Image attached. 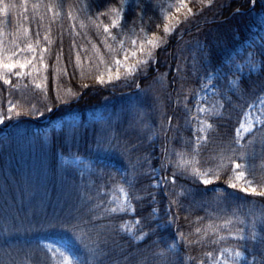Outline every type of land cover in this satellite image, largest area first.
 Wrapping results in <instances>:
<instances>
[{
	"label": "trees",
	"instance_id": "16d2710c",
	"mask_svg": "<svg viewBox=\"0 0 264 264\" xmlns=\"http://www.w3.org/2000/svg\"><path fill=\"white\" fill-rule=\"evenodd\" d=\"M6 2L19 6L7 15L0 14V39L7 44L21 25L29 34L35 32L39 9L34 12L32 6L43 0ZM63 3L61 17L50 25L48 68L42 86L29 82L4 84L0 79V109L5 115L0 124V264H61L43 242L45 238L67 240L80 264H201L208 253L217 254L221 249L237 250L251 258L255 255L259 264L264 242V197L236 193L219 183L220 189L205 187L182 178L180 168L173 166L187 158L204 162L197 164L202 170L212 166L207 162L219 152L212 129L196 152L189 154L184 147L193 138L188 102L204 77L225 66L241 44L262 30L264 0H256L254 6L251 0H213L202 7L170 36L163 51L156 49V70L147 80L136 81L139 90L124 78L112 84L99 83L96 77L116 54V40L114 43L111 37L106 38L102 27L97 28L81 14L92 0ZM139 4L146 8L144 23L129 24L123 31L111 28L113 36L134 35L140 28L160 32L164 25L160 6L150 0ZM69 8L75 20L67 17ZM101 22L110 24V19L102 17L97 23ZM47 26V21L42 22L41 40ZM165 74L167 79L162 78ZM243 77L246 84L240 99L229 91L219 113L224 119H211L213 127L227 125L220 131L229 140L236 136L248 106L264 94V53L260 68ZM86 84L89 88L83 87ZM239 87L240 82L236 89ZM57 96L58 107L52 103ZM10 103L16 106L13 112L33 109V113L9 120ZM101 105L109 106L111 115L87 121V113ZM35 110L50 118L81 114L83 119L61 128L44 126ZM150 120L165 122L169 130V136L164 132L161 138L164 155L160 161L156 157L161 153L150 138ZM94 129L108 130L122 146L97 148L92 143ZM231 147L246 153L247 159L238 162L246 165L242 169L245 172L254 169L248 177L258 186L264 179V123ZM61 156L91 157L96 165L82 174L63 164ZM161 162L167 169L163 175L175 173L177 180L158 189L153 185V173ZM225 179L221 174V181ZM123 181H128L134 214L106 211L111 209L109 190ZM226 193L231 195L226 198ZM169 204L179 212V230L184 237L181 242L175 239V225L163 229L153 218L155 207L165 212ZM53 214L65 220L67 228L49 226ZM134 218L140 219L139 233H146L141 239L122 228ZM225 221H229L227 227ZM253 224L255 228L249 227ZM213 228L217 229L215 235ZM241 228L246 237L243 241L235 238ZM81 238H86L87 248ZM210 239L220 242L210 243Z\"/></svg>",
	"mask_w": 264,
	"mask_h": 264
},
{
	"label": "snow or ice",
	"instance_id": "6c2138e0",
	"mask_svg": "<svg viewBox=\"0 0 264 264\" xmlns=\"http://www.w3.org/2000/svg\"><path fill=\"white\" fill-rule=\"evenodd\" d=\"M256 0H251L253 6L255 5ZM186 8L184 0H179L178 5L175 7V13L179 14L181 8ZM19 6L6 2V0H0V14L7 15L10 12L18 10ZM33 11L36 12L39 9L37 14V27L33 34H29L28 30L21 25V27L14 34L15 38L9 43H5L3 39H0V79L4 81V84H11V77L15 76L17 78L21 76H31L33 73H41L42 68L47 69L48 65L45 64V53L48 51L47 45L51 42L49 40V31L50 25L53 22H57L58 18L61 17V12L64 10L65 5L63 0H43V2L34 4L32 6ZM26 10V9H25ZM187 12H191L190 8H186ZM131 12V14H130ZM84 15L86 20L92 21L97 28L103 29V32L107 37H111L114 41L117 39L116 36L112 35L111 28H119L121 31L125 29L129 24H136L137 21L144 23V18L146 15V8H142L139 3L136 4L134 9H130L129 0H92L85 9L81 12ZM67 17L71 20H75L76 17L73 16L72 11H67ZM107 17L110 19L109 23H97L100 21V18ZM95 18V19H93ZM24 20H27L26 15L23 16ZM47 21L48 26L45 27L43 40L40 39V27L42 22ZM164 31L170 33L173 31L174 27L181 25V18L179 15H173L172 12H168L165 15ZM185 23L187 21H184ZM75 28V25H73ZM158 27V26H156ZM179 31V28H176ZM140 33H145L144 28L139 29ZM33 36L35 39H33ZM169 41H165L163 37H157L155 31H151L150 34H145L144 38L137 40L135 34L130 42L126 45L125 40L121 38L119 40L120 48L117 50V54L106 64V71L108 76V83L112 84L114 79H121L120 69L123 67L126 70L124 79L128 81L129 84L134 85L138 90L140 85L136 83L138 79L147 80L149 75L154 73L156 68V62L152 60L153 49H159L161 51L167 46ZM43 44V46H41ZM111 51V46H109ZM122 54V55H121ZM139 57V58H138ZM57 61L60 59L59 53L56 56ZM77 62L80 61V54L76 53ZM239 68L240 66L237 65ZM115 68V73L112 69ZM25 69H28V72H25ZM226 75V74H225ZM96 79L101 85L105 84L103 75L97 76ZM230 84L235 86L237 84L236 80L230 81ZM246 84L245 78L242 76L240 78V85L238 89L229 88L228 91H232V94L240 99L242 93L244 92V85ZM84 88H89V85H84ZM150 87V86H146ZM221 96H225V91L219 93ZM195 95V93H193ZM59 97H55L52 101L53 105L60 106L57 102ZM67 103V102H64ZM227 104H232V99H227ZM16 106L11 104L8 108L7 118L9 120L19 118L21 116H30L33 113V109H28L24 112L19 110L13 112V109ZM249 108L254 107V105H249ZM47 108V106H46ZM47 110L51 111L50 108ZM37 114H40L38 110H35ZM206 115L209 119H215L216 121H222L224 119L222 114H217L212 112L210 109L200 107L197 108V115L191 119L196 120V123L200 125L199 128L194 129L196 135L191 138L185 145L186 151L191 154L197 151L200 142L205 140L206 137L200 135L203 133L206 128H211L212 132L218 138L219 152L217 156L208 161L207 163L212 166L204 168L198 167L197 164H203L204 162L197 161L195 158L189 160H182L179 165L173 167L180 168V176L187 177L192 181H198L203 186L207 187L209 185L215 186L216 184H221L223 187L231 190H235L236 193L250 194L254 196L264 197V179H262L258 186L252 180L247 179L248 175L253 174L254 169L249 168L248 172H245L241 169L245 168V164L238 161L242 159H247V155L242 150L233 149L232 144H238V137L240 130L244 128L245 131H248L252 127V122L249 119L248 128H245L243 122H240V126L236 128V136L232 139H227V134L220 131L227 127L225 123H218L215 127L207 124L206 121L200 120L201 115ZM245 118H249V113H244ZM171 119V117H168ZM5 121V115L2 109H0V124H3ZM115 141V143H113ZM92 143L97 148L109 146V147H119L122 146L119 141L116 140V137L112 136L108 130L94 129L92 131ZM164 154H160L156 157L158 161L162 159ZM167 169L165 165L160 163V171L165 172ZM221 174L227 177V179L221 181ZM177 176L173 173L171 176L157 177L156 182L160 183L163 187L167 188L168 184L175 183ZM259 187V191H258ZM231 193H226L227 196ZM154 199V198H153ZM103 207V204H101ZM182 207V206H177ZM187 210V209H182ZM106 211L110 212H123L125 211L124 207H113L107 209ZM166 214L168 215V224L175 225V239L177 242L183 241V233L179 230V212L176 208L169 204L165 209ZM229 221L224 222V226L227 227ZM49 226H60L67 228V222L58 218L53 214L52 218L48 220ZM160 225H157L159 227ZM249 227L255 228V225H250ZM199 231V229H197ZM217 229L213 228V235L216 234ZM240 235L236 236V239L241 241L245 240L246 237L243 235L244 229L241 228ZM229 235L233 233L229 232ZM255 239V235L252 237ZM218 240H211L210 243H219ZM81 243L87 248L88 243H86V238H81ZM262 250L260 252L259 264H264V242H262ZM229 251L228 249H221L219 257L212 258V253H208V257L212 258L211 264H237V261L234 258H229L225 256V253ZM251 254V251L249 252ZM235 255L237 257L243 255L240 251H236ZM203 264V261H201ZM251 264H256V256H252Z\"/></svg>",
	"mask_w": 264,
	"mask_h": 264
},
{
	"label": "rangeland",
	"instance_id": "374dc122",
	"mask_svg": "<svg viewBox=\"0 0 264 264\" xmlns=\"http://www.w3.org/2000/svg\"><path fill=\"white\" fill-rule=\"evenodd\" d=\"M142 1L143 0H129V7L136 6L137 3H141ZM150 1H153L160 6L164 23L166 22L165 15L168 12H172L174 16L179 15L181 18V22L183 23L184 21L190 19L192 16L197 14L202 7L206 5L207 6L210 5L213 0H184L186 8H190L191 12L190 13L187 12L186 8L182 7L179 14L175 13L174 11L175 7L179 3V0H150ZM260 23L263 25L262 30H260V32L254 33L251 38H249L244 44H242L234 53V56L230 60L226 61L225 66L215 69L213 72L209 73L206 77H204L201 85L198 87L197 91L195 92V95L193 96L191 102L187 101L188 106L186 111L188 112V123L192 129L193 137L196 135L194 129L200 127V125L196 123V120L191 119L192 117H195L197 115V108L204 107L210 109L212 112L219 114L223 106V99L226 95H228L229 92L228 89L237 88L240 82V78L242 76H244L245 74H249L250 72H255L260 68L261 54L264 53V16L260 19ZM180 26L181 25H177L174 27L172 32L166 33L164 31V25H163L160 32L159 33L156 32L157 37H163L165 41H168L170 36L177 31L176 28H179ZM145 34H150V32H147L145 30V33H140V31H137L135 33V37L137 38V40H139L141 38H144ZM121 38L125 40V44L127 45L130 42V40L133 38V35L130 36L125 35L122 36ZM121 38L117 37L116 39V43H117L115 44L116 54H117V50L120 48L119 40ZM155 51L156 48L153 49L152 60L154 59ZM46 56H47V52L45 53V64H46ZM237 65H239L240 67L238 68ZM28 71H29L28 69H25V72ZM112 71L113 73H115V68H113ZM45 72L46 69L42 68L41 73L39 74L33 73L31 76H21L19 78L13 76L11 77V84L16 82H29L31 85L42 86L45 80ZM120 72H121V78H124L126 74V70L123 67H121ZM100 75H103L105 84L108 83L106 68ZM167 77L168 75L165 74L164 77L162 78L167 79ZM232 80L237 81V84L235 86L230 84V81ZM221 91H225L226 95L221 96L219 94ZM252 105H254V107L251 108L248 107L247 110L245 111L249 113V118H245V116L243 115L241 120V122L244 123L245 128H248V123L250 119L252 122V127L248 131H245L244 128L240 130L238 137V140L240 142L248 133L252 132L257 127H260L264 123V94L261 97H259L258 100L252 103ZM110 115H111V108L109 106L101 105L100 107L91 109L87 113L86 117H87V121H93V120L96 121L99 119H107ZM36 118H41L43 125L55 127V128H61L64 124L67 123L78 124L83 119L81 114H69V115L50 118V116L45 117V113L37 114ZM200 120L206 121L207 124L212 125L211 119H209L206 115L202 114L200 116ZM149 126H150L149 130L151 129L152 132L150 134L152 143L156 145L159 154L164 153V151H162L163 147L161 143V138L163 137L164 132L169 136L168 126H166L165 122L160 124V122L157 123L152 120L149 121ZM210 130L211 128H206L203 133H200V135L206 137L207 139V135ZM206 139L200 142L198 148H200L203 145ZM61 160L63 164H67L75 167V169H77V171H79L82 174L83 173L88 174L89 172H91V170L95 168L96 165V159L86 156H75V157L61 156ZM182 160H188V158ZM163 176H164L163 172L160 171V166H158L153 173V177H154L153 185L158 189H160L162 185L156 182L157 177H163ZM246 178L251 180L248 176ZM127 187H128V181H123L122 183H119L117 186H114V188L109 190L110 193H109L108 205L110 206V208L123 206L125 211L134 214V206L130 199ZM213 187L217 189L222 188L218 184H216ZM259 190L260 189L258 187V191ZM153 218L156 224L160 225V227L163 229L167 228L168 226H171V224L167 223L168 215L166 214V212L163 211L162 208L155 207ZM122 228L124 231H126L129 235H131L135 239H141L146 234V233L145 234L139 233L141 225H140V219L138 218H134L131 221H127L126 223L123 224ZM43 242L51 250L53 255L57 257V259L60 261L61 264H80L78 254L73 250V248L69 246L67 240L59 239V238H45ZM228 250L229 251L225 253V256L229 258H234L237 261V264H244L246 261L250 262L252 260L250 256L248 255L246 256L245 254L237 257L235 255L237 250H232V249H228ZM219 254L220 253L217 254L212 253V258L219 257ZM212 258L206 255L203 264H211Z\"/></svg>",
	"mask_w": 264,
	"mask_h": 264
}]
</instances>
